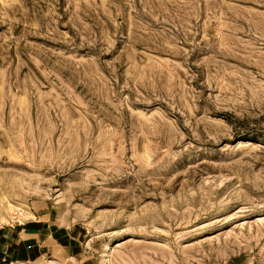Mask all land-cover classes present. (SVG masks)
<instances>
[{
	"label": "rangeland",
	"instance_id": "1",
	"mask_svg": "<svg viewBox=\"0 0 264 264\" xmlns=\"http://www.w3.org/2000/svg\"><path fill=\"white\" fill-rule=\"evenodd\" d=\"M37 222L32 264H264V0H0V227Z\"/></svg>",
	"mask_w": 264,
	"mask_h": 264
},
{
	"label": "crops",
	"instance_id": "2",
	"mask_svg": "<svg viewBox=\"0 0 264 264\" xmlns=\"http://www.w3.org/2000/svg\"><path fill=\"white\" fill-rule=\"evenodd\" d=\"M44 224L29 223L26 227L18 226L15 229L0 227V264H27V261L32 264L44 257L47 248L54 249L53 246H65L67 243L63 242L65 235L52 231L53 237L48 236L49 234H45V229L50 226ZM26 247L34 249L35 254L31 256L28 251H23Z\"/></svg>",
	"mask_w": 264,
	"mask_h": 264
},
{
	"label": "bare ground",
	"instance_id": "3",
	"mask_svg": "<svg viewBox=\"0 0 264 264\" xmlns=\"http://www.w3.org/2000/svg\"><path fill=\"white\" fill-rule=\"evenodd\" d=\"M13 207V206H12Z\"/></svg>",
	"mask_w": 264,
	"mask_h": 264
}]
</instances>
